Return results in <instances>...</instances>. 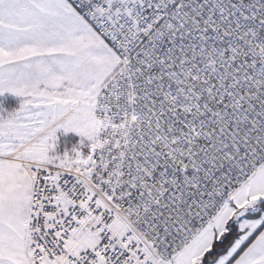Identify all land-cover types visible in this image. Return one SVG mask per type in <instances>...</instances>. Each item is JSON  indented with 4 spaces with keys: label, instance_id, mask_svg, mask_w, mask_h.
<instances>
[{
    "label": "snow or ice",
    "instance_id": "obj_1",
    "mask_svg": "<svg viewBox=\"0 0 264 264\" xmlns=\"http://www.w3.org/2000/svg\"><path fill=\"white\" fill-rule=\"evenodd\" d=\"M0 264H264V0H0Z\"/></svg>",
    "mask_w": 264,
    "mask_h": 264
}]
</instances>
